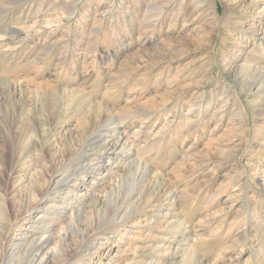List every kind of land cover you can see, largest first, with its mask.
<instances>
[{"label":"rangeland","instance_id":"rangeland-1","mask_svg":"<svg viewBox=\"0 0 264 264\" xmlns=\"http://www.w3.org/2000/svg\"><path fill=\"white\" fill-rule=\"evenodd\" d=\"M1 241L264 264V0H0Z\"/></svg>","mask_w":264,"mask_h":264},{"label":"bare ground","instance_id":"bare-ground-1","mask_svg":"<svg viewBox=\"0 0 264 264\" xmlns=\"http://www.w3.org/2000/svg\"><path fill=\"white\" fill-rule=\"evenodd\" d=\"M31 227V226H30ZM25 234V233H24ZM24 236V235H23ZM7 237V236H6ZM5 237V239H3L5 242L9 239V237L8 238H6ZM0 242V251H1V253H2V257H3V255L5 256V255H9V253H11L12 252V250L10 249L9 250V248L8 247H6L5 246V242ZM15 244H18V243H15ZM14 244V245H15ZM16 246V245H15ZM13 248H14V246H13ZM14 250V249H13ZM16 250V249H15ZM29 253V252H28ZM28 255V254H27ZM1 256V255H0ZM24 257V256H23ZM30 257V256H29ZM34 258V257H33ZM33 258H28V257H25L24 258V261H23V264H31V262H33ZM2 259V258H1ZM40 261H42L41 259H40ZM39 262V261H38ZM37 262V263H38ZM37 263H35V264H37Z\"/></svg>","mask_w":264,"mask_h":264}]
</instances>
